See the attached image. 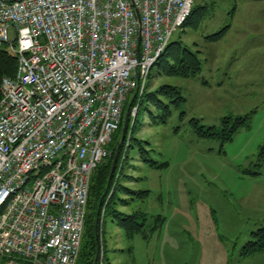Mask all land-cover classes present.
Masks as SVG:
<instances>
[{
	"label": "built area",
	"instance_id": "built-area-1",
	"mask_svg": "<svg viewBox=\"0 0 264 264\" xmlns=\"http://www.w3.org/2000/svg\"><path fill=\"white\" fill-rule=\"evenodd\" d=\"M193 5L0 0V51L16 59L0 82V264H76L93 173L137 92L134 121ZM123 143L118 173L130 135ZM96 264H105L103 252Z\"/></svg>",
	"mask_w": 264,
	"mask_h": 264
},
{
	"label": "rangeland",
	"instance_id": "rangeland-1",
	"mask_svg": "<svg viewBox=\"0 0 264 264\" xmlns=\"http://www.w3.org/2000/svg\"><path fill=\"white\" fill-rule=\"evenodd\" d=\"M193 1L206 10L197 16L196 27L177 31L170 42L199 51L201 71L190 79H151L152 89L161 83L177 87L185 103L163 125L152 124V108L142 107L132 133L134 140L149 143L143 145L150 150L145 157L167 167L149 168L131 141L119 173L117 160L109 187H115L118 175L113 208L147 214L148 227L128 242L114 218H103L101 206L98 223L95 212L94 264L99 252L105 264H264V251L240 255L251 234L264 227V162L258 159L264 145V0ZM224 28L219 41L205 40ZM181 111L186 113L182 121ZM246 115L249 128L223 147L215 139H198L188 124L194 118L219 129L222 119ZM255 172L259 175L249 174ZM121 188L146 190L149 197L132 202Z\"/></svg>",
	"mask_w": 264,
	"mask_h": 264
},
{
	"label": "trees",
	"instance_id": "trees-1",
	"mask_svg": "<svg viewBox=\"0 0 264 264\" xmlns=\"http://www.w3.org/2000/svg\"><path fill=\"white\" fill-rule=\"evenodd\" d=\"M261 1V0H256ZM206 10L205 6L193 5L189 18L184 24L182 30L190 25L194 27L197 26L199 18L197 16L203 11ZM227 28L221 30L220 32L207 36L206 41L214 43L219 41L225 33ZM199 51H193L187 45L183 44L181 41L171 42L163 55L160 57L158 62L154 66L155 72L150 73L149 82L151 79H157L163 77L165 79L169 78H180V79H190L197 76L202 67V62L199 58ZM16 69V59L14 56L8 54L4 50L0 51V82L4 77H12ZM152 69V70H153ZM185 103V99L181 95L180 90L175 87L165 83H161L156 86L154 89L150 88L149 83L147 89L142 96L136 117L133 121L132 130L130 134V143L133 141L137 145L138 150L141 154L142 161L147 164L151 169H164L167 167V163H159L152 159H148L145 155L150 153V150H146L143 145L148 146L149 143L141 142L139 140H134L132 137L133 129L135 127V122L142 107L149 105L152 110L148 112L151 123L154 125H163L166 124L168 119L172 115V110L180 109ZM128 105V104H127ZM125 106L123 110V118L126 111ZM131 111V109H130ZM180 120L186 118V113L181 111L179 113ZM130 119L128 123V128L130 127ZM250 115L243 117H226L222 119L220 128L215 127H204L201 125L200 120L191 118L188 120V124L193 130L194 135L198 139H215L218 140L223 147L225 144L231 142L239 130L244 128H249ZM123 126V120L120 125L118 132L114 135L110 149L112 151L111 156L101 165H99L93 173L89 195L87 203V216L85 220L84 234L81 243V248L79 252V257L76 264H94L95 255L98 249V243L95 239L94 234V222H95V212L97 205L105 193L108 184V176L110 173L111 165L115 153L117 152L118 142L120 140L121 131ZM174 133L178 131V128L173 130ZM128 133V129L126 134ZM122 154V149H119L118 160ZM258 159L260 162H264V145L260 146L258 149ZM119 167V166H118ZM118 167H116L118 169ZM117 173V172H116ZM115 173V174H116ZM250 175H259L258 172L249 173ZM115 177V175H114ZM119 181V180H118ZM112 182L110 183V185ZM118 182L116 183L114 190L107 200L109 190L102 201V209L104 208L103 218L106 216H111L114 218L119 228L122 231L123 237L129 242L137 235L142 234L148 227L147 223L149 216L143 212H134L132 214H125L118 212L113 208L115 206L116 191L118 189ZM122 191L129 195L132 202H145L149 197V191H132L128 189L121 188ZM123 204H126L125 201H120ZM157 224L151 230L156 228ZM264 251V227L258 229L257 231L251 234V240L248 241L241 249L240 255L243 258L250 257L254 254L261 253ZM132 252L131 249L128 251Z\"/></svg>",
	"mask_w": 264,
	"mask_h": 264
},
{
	"label": "water",
	"instance_id": "water-1",
	"mask_svg": "<svg viewBox=\"0 0 264 264\" xmlns=\"http://www.w3.org/2000/svg\"><path fill=\"white\" fill-rule=\"evenodd\" d=\"M137 92L134 93V96L133 98L131 99L129 105H128V108L126 110V114L124 116V122H123V127H122V131H121V137H120V140L118 142V148H117V152L114 156V159H113V162H112V166H111V170H110V173H109V177H108V184H107V188L105 190V193L103 194V196L101 197L100 201H99V204L97 206V210H96V223H98V218H99V214H100V209H101V206H102V201L104 199V197L106 196L107 192H108V189L110 187V182H111V179H112V176H113V173L115 171V167H116V163H117V160H118V155H119V149L125 139V136H126V132H127V129H128V122H129V111L131 109V106L133 104V101L136 97V94ZM96 240H97V237H96ZM96 261V260H95Z\"/></svg>",
	"mask_w": 264,
	"mask_h": 264
}]
</instances>
